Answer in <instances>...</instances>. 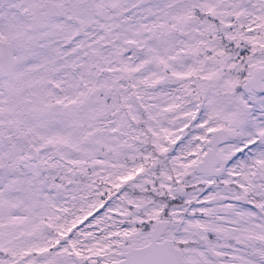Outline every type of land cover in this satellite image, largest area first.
I'll return each mask as SVG.
<instances>
[{
  "label": "snow or ice",
  "instance_id": "6c2138e0",
  "mask_svg": "<svg viewBox=\"0 0 264 264\" xmlns=\"http://www.w3.org/2000/svg\"><path fill=\"white\" fill-rule=\"evenodd\" d=\"M0 264H264V0H0Z\"/></svg>",
  "mask_w": 264,
  "mask_h": 264
}]
</instances>
